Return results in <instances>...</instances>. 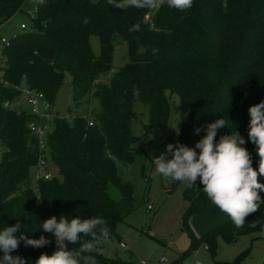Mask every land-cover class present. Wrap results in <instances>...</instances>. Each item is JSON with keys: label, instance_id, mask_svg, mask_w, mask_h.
I'll return each instance as SVG.
<instances>
[{"label": "trees", "instance_id": "obj_1", "mask_svg": "<svg viewBox=\"0 0 264 264\" xmlns=\"http://www.w3.org/2000/svg\"><path fill=\"white\" fill-rule=\"evenodd\" d=\"M25 1L0 0V25L22 11ZM35 6L32 26L14 32L1 52L0 230L19 221L20 231L29 238L43 235L51 243L33 248L21 241L13 256L35 264L41 254L56 250L52 234L40 228L53 215L58 220L61 215L69 220L102 216L110 237L116 234L118 223L135 207L132 184L122 180L116 160L129 162L134 156L131 122L136 99L149 106L150 126L157 128L166 124L170 98L177 97L190 121L183 120L179 133L171 136L173 145L189 146L195 128L218 118L228 121L227 128L217 131L216 141L238 132L246 141L243 147L251 155L252 166L259 164L256 146L248 138V109L264 101V0H194L186 11L165 5L155 9L151 20L146 19L151 9H120L109 0H37ZM137 24L139 30H132ZM91 35L100 39L97 54ZM118 44L127 45L128 61L116 67L113 57ZM67 74L73 108L67 116L52 120L47 137L50 162L57 170L31 187L29 172L38 162V148L29 131L33 114L21 99L22 88L40 90L54 103ZM93 102L97 108L80 111ZM205 134L203 130L194 134L195 143ZM168 181V191L179 183ZM110 183L119 188V199L108 193ZM259 195L264 200V191ZM183 196L188 206L181 222L191 239L190 251L204 240L208 248H214L216 233L232 240L264 230L261 203L242 228L228 218L223 226L199 238L191 218L209 200L199 178L185 188ZM85 242L91 238L81 236V243L69 247L79 250ZM246 252L229 264H241ZM84 254L93 256L96 264H126L106 255L95 243L94 251Z\"/></svg>", "mask_w": 264, "mask_h": 264}, {"label": "rangeland", "instance_id": "obj_2", "mask_svg": "<svg viewBox=\"0 0 264 264\" xmlns=\"http://www.w3.org/2000/svg\"><path fill=\"white\" fill-rule=\"evenodd\" d=\"M36 3L37 0H26L22 11L0 25V78L3 65L1 37L9 38L14 32L22 31L21 23H25L26 28L31 27L32 18L27 12L33 10ZM90 43L94 52L99 53V37L91 35ZM127 61V45H116L113 64L119 67ZM169 105L166 124L156 128L150 126L149 106L140 99L134 102L135 117L131 122L135 136L134 156L129 162L117 159L116 163L122 180L132 184L135 207L118 223L116 234L108 241L97 244L98 249L110 257L124 260L126 264H140L141 260L147 264H229L245 251L241 264H263L264 236L259 235L260 232L243 234L232 240H226L221 233H216L214 248H208L207 240H204L189 250L191 239L181 222L188 206L183 196L188 185L179 182L174 190L168 191L170 182L162 176L154 175L155 165L152 161L154 157L166 152V145L170 144L172 135L179 133L182 121H190L189 116L181 112L176 96L170 98ZM86 106L83 105L80 111L94 110L98 103L93 102L88 108ZM54 108L61 117L67 116L69 109L73 108L69 74L54 99ZM194 146L195 137L192 133L189 147ZM51 165L56 171V166ZM37 180V167L34 166L29 172V185L35 187ZM108 193L114 199L121 196L119 188L113 183L108 185ZM149 204L151 210L147 209ZM120 242H124L126 247H121Z\"/></svg>", "mask_w": 264, "mask_h": 264}, {"label": "clouds", "instance_id": "obj_3", "mask_svg": "<svg viewBox=\"0 0 264 264\" xmlns=\"http://www.w3.org/2000/svg\"><path fill=\"white\" fill-rule=\"evenodd\" d=\"M193 3L194 0H109V4L120 9L134 7L155 10L166 5L170 9L186 11ZM132 30H139V24ZM248 112V138L256 146L258 169L253 168L251 155L243 147L246 141L238 132L222 135L216 141L217 131L227 128L228 121L222 118L203 128L194 129V134L197 135L202 130L206 132L194 147L183 143H170L166 145L165 153L152 160L155 165L154 175L185 183L189 187L195 185L199 178L209 201L225 213L237 229L242 228L246 217L255 213L260 209L261 203H264L259 195L260 191H264V184L258 180V176H264V101L250 106ZM169 154L171 158H168ZM251 226L256 225L253 223ZM21 228V223L17 221L15 225L5 226L0 230V252L3 253L0 264H28L21 256L12 255L21 241L25 247L33 248L51 243L43 235L39 239H31L20 231ZM40 228L43 232L52 234L57 247L51 255L41 254L35 264H96L93 256L84 253L94 251V243L99 244L110 239L108 223L102 216L87 219L76 216L69 220L61 215L58 220L53 215L44 220ZM259 235L264 236V230ZM81 236L90 237L91 242L83 243L79 250L70 248V244L81 243Z\"/></svg>", "mask_w": 264, "mask_h": 264}, {"label": "built area", "instance_id": "obj_4", "mask_svg": "<svg viewBox=\"0 0 264 264\" xmlns=\"http://www.w3.org/2000/svg\"><path fill=\"white\" fill-rule=\"evenodd\" d=\"M37 12V6L33 7V10H29L27 13L33 19ZM155 12L151 9L146 14V19L151 20L152 14ZM20 27L25 29L27 25L21 23ZM3 43H7V37H1ZM21 99L27 104L30 112L33 114V119L29 122L28 127L30 133L37 139L38 148V162L37 177L51 178L54 176V170L50 162V154L47 137L51 130V122L54 118L58 117L59 114L55 111L54 103L50 101L44 92L35 88L24 86L22 88ZM19 101L17 104L19 105ZM7 105V104H6ZM92 124V122H90ZM1 148V143H0ZM147 209L151 210L152 206L147 205ZM121 247H126L124 242H120ZM140 264H147L144 260H141Z\"/></svg>", "mask_w": 264, "mask_h": 264}, {"label": "water", "instance_id": "obj_5", "mask_svg": "<svg viewBox=\"0 0 264 264\" xmlns=\"http://www.w3.org/2000/svg\"><path fill=\"white\" fill-rule=\"evenodd\" d=\"M258 165L253 168L258 169ZM258 180L262 182L264 176H258ZM227 220L228 216L208 200L205 209L192 216L191 226L199 238H205L211 231L223 226Z\"/></svg>", "mask_w": 264, "mask_h": 264}, {"label": "crops", "instance_id": "obj_6", "mask_svg": "<svg viewBox=\"0 0 264 264\" xmlns=\"http://www.w3.org/2000/svg\"><path fill=\"white\" fill-rule=\"evenodd\" d=\"M10 20V19H9ZM8 21V20H7ZM3 24V23H2ZM201 258V256H199Z\"/></svg>", "mask_w": 264, "mask_h": 264}]
</instances>
